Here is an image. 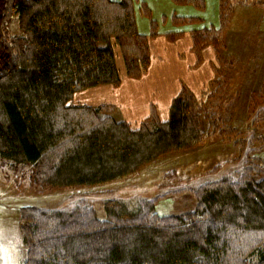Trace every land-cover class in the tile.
Masks as SVG:
<instances>
[{
	"label": "trees",
	"instance_id": "obj_1",
	"mask_svg": "<svg viewBox=\"0 0 264 264\" xmlns=\"http://www.w3.org/2000/svg\"><path fill=\"white\" fill-rule=\"evenodd\" d=\"M133 14L131 0H0V158L30 165L41 185L91 187L206 138L201 123L210 115L185 87L165 121L152 111L137 126L115 120L112 106L73 102L77 93L120 84L116 49L128 78L147 72L148 37L137 32ZM13 17L21 33L11 37L6 24ZM196 20L174 17L177 24ZM219 22L217 30L191 32L195 53L218 48L229 22L223 8ZM150 27L149 37L156 35L153 21ZM259 140L254 151L264 152ZM235 164L201 183L194 208L179 215L155 212L161 195L105 199L102 220L83 196L52 208L22 207L23 264H264V162L243 153Z\"/></svg>",
	"mask_w": 264,
	"mask_h": 264
},
{
	"label": "rangeland",
	"instance_id": "obj_2",
	"mask_svg": "<svg viewBox=\"0 0 264 264\" xmlns=\"http://www.w3.org/2000/svg\"><path fill=\"white\" fill-rule=\"evenodd\" d=\"M132 1L141 33L149 31L150 21L154 22L156 32H172L173 26L181 25L175 23L173 17L183 15L203 20L192 28L217 30L221 8L229 16L218 48L210 46L214 66L206 90L196 96L188 89L195 96L198 107L204 106L210 115L211 120H202L201 123L206 138L190 149L162 154L127 177L91 187L41 185L33 181L30 165L0 158V264H23L24 248L19 235V210L22 207L52 208L70 197L83 196L96 217L102 220L105 199L134 201L161 195L154 204L155 212L160 216L179 215L194 208L192 193L201 183L222 177L228 168L236 167V164H230L243 153H247L250 159L256 156L264 162V152L254 151L260 144L259 139L264 137V96L260 98L264 95V73L256 71L260 65L264 68V48L243 47L264 44V0H202L203 8L177 4L172 0ZM142 3L150 9V18L144 15ZM233 19L235 25L231 24ZM6 25L9 36L20 35L16 17ZM233 40L240 47L227 49ZM115 60L123 69L117 49ZM255 114L258 117L253 127L246 129L248 119H254ZM121 116L126 114L114 117L121 119ZM251 162L258 165L256 160Z\"/></svg>",
	"mask_w": 264,
	"mask_h": 264
},
{
	"label": "crops",
	"instance_id": "obj_3",
	"mask_svg": "<svg viewBox=\"0 0 264 264\" xmlns=\"http://www.w3.org/2000/svg\"><path fill=\"white\" fill-rule=\"evenodd\" d=\"M132 5H134L133 1ZM147 9L150 13V9L148 7ZM133 13L137 32L148 37L150 62L147 72L140 78L132 79L124 74L122 67H118L121 79L117 87L100 86L77 93L73 97V102L92 107L112 106L114 111L111 115L114 119L116 114H126L125 117L121 116V119L115 120L136 126L149 117L152 111L160 121H165L170 102L182 87L189 89L196 96L202 94L212 79L214 55L210 46L203 47L199 53L193 50L191 32L200 29L192 26H195L196 22H201L202 19L199 17L177 16V18H194L197 21L189 25L173 26L172 32H156V35L149 37L151 28L147 33L139 31L134 6ZM231 24L235 25L234 19ZM231 44L227 49L235 50L240 47L234 40ZM243 47L261 50L264 44H247ZM256 71L264 73V68L260 65ZM93 93L96 95L93 96Z\"/></svg>",
	"mask_w": 264,
	"mask_h": 264
}]
</instances>
